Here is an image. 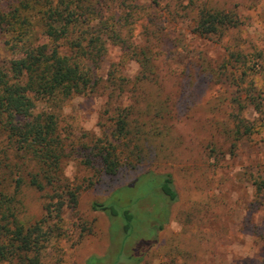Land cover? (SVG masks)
Returning <instances> with one entry per match:
<instances>
[{
  "label": "rangeland",
  "instance_id": "374dc122",
  "mask_svg": "<svg viewBox=\"0 0 264 264\" xmlns=\"http://www.w3.org/2000/svg\"><path fill=\"white\" fill-rule=\"evenodd\" d=\"M191 1L129 2L131 40L138 47L150 45L156 54H147L153 56L155 69L165 73L164 86L157 88L164 134L137 135L122 143L116 117L129 110L139 112L134 99H140L141 92L149 94L151 85L139 81L144 83L141 91L134 88L140 64L136 56L127 55L117 45H108L100 75L105 78L113 66L124 78L123 90L103 84L91 93L37 102L38 110L58 117L57 132L65 147L63 176L71 190L80 187L76 208L63 213L65 237L53 241L47 262L86 264L89 257L97 256L101 258L98 264H113L121 232L117 231L111 243L110 221L120 219L121 207L138 196V178L145 175L158 180L170 174L178 200L166 206L164 215L153 212L162 205L156 190L128 207L138 226L126 241L125 255L135 257L137 245L142 247L149 237L155 243L141 260L132 259L135 264H264V188L258 189L264 182V102L259 107L250 105L264 97V0H193L194 5ZM207 3L233 10L237 26L223 34L199 37L193 21ZM235 52L250 57L252 65L243 79L235 78L239 71L233 70L228 86L203 80L204 56L219 62ZM9 53L0 39V60ZM256 53H261L258 60ZM231 59L236 67L239 62ZM253 89L255 100L248 101V91ZM225 98H236L235 103ZM233 108H240V115L253 125L251 134L238 140L228 134ZM110 141L121 157L130 152L128 146L137 144L141 149L138 163L134 165L129 155L115 174H106L96 156ZM16 156L11 155V162L19 163ZM126 186L131 187L129 192L124 191ZM20 198L25 218L33 221L43 214L41 192L23 186ZM113 199L119 200L120 206L112 204L119 214L91 207L94 201L110 205ZM159 216L166 219L163 228L156 227L154 236H144L146 227L155 226L153 218Z\"/></svg>",
  "mask_w": 264,
  "mask_h": 264
},
{
  "label": "trees",
  "instance_id": "16d2710c",
  "mask_svg": "<svg viewBox=\"0 0 264 264\" xmlns=\"http://www.w3.org/2000/svg\"><path fill=\"white\" fill-rule=\"evenodd\" d=\"M129 2L0 0V39H3L4 46L10 52L7 59L0 60V264H56L55 261L47 262L48 249L54 245L53 241L65 237L67 230L63 213L65 209L76 208V192L80 187L71 190L68 180L63 176L61 163L65 157V147L57 132L58 117L51 111L38 110L37 102H54L91 93L103 84L106 88L123 90L124 78L117 75L113 66L105 78L100 75L101 63L109 44L119 46L127 55L136 56L141 68L138 82L134 83L136 90L141 91L144 83L140 82H149L151 85L149 94L141 92L140 99L137 96L134 99L140 105L139 112L133 114L129 110L116 117V131L122 143L131 142L137 135L147 138L164 134L160 113L161 94L157 88L163 84L165 73H161L162 69H155L153 56L147 54H156L150 45L138 47L131 40L133 22L130 20L132 9ZM191 2L195 4L193 0ZM203 6L193 21L194 31L199 37L223 34L227 28L237 26L238 16L235 17L233 10L227 12L211 3ZM231 55L219 62L207 60L204 56L203 80H208L209 84L213 80L214 84L228 86L226 81L231 82L233 70L239 71L235 78L243 79L252 65L250 57L242 52ZM255 55L256 60L261 58V53ZM231 57L239 62L236 67ZM253 91H248L251 97L248 101L255 100ZM235 99L225 98L232 104ZM260 100L250 105L259 107L264 97ZM239 110L233 108L229 115L228 134L232 140L250 135L253 128ZM168 128L172 129L173 125ZM100 148L102 150L96 157L106 174H115L126 163L125 160L130 159L129 155L134 165L140 159L141 149L137 144L127 147L130 152L125 157L117 153L111 141L105 149ZM12 154L19 163L11 162ZM6 160H10L9 164ZM137 180L139 183L135 190L138 196L130 205L121 207L123 214L119 215L120 219L117 216L110 221L108 233L111 243L115 242L117 231L121 232L119 252L113 264L121 261L135 264L132 259L141 260L155 243V238L149 240L148 237L142 247L137 245L135 257L125 255L126 241L138 226L137 219L128 213V207L155 190L162 202L161 206L153 210L155 213L164 215L166 206L178 200L170 174H164L158 180L155 176L143 175ZM23 186L36 189L44 197L43 214L33 221L23 215L24 206L20 198ZM130 188L126 186L124 191L129 192ZM261 188H264V182L258 185V189ZM118 199H113L110 205L94 201L91 207L107 211L110 215L119 214L112 206L114 203L120 206ZM153 220L155 226H147L144 236H154L156 227L161 230L166 221L160 216ZM139 247L141 249H137ZM100 260V257L91 256L86 264H98Z\"/></svg>",
  "mask_w": 264,
  "mask_h": 264
}]
</instances>
